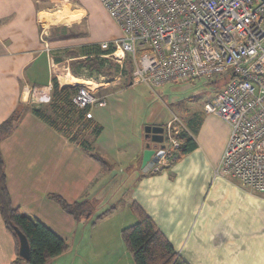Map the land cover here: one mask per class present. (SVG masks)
I'll list each match as a JSON object with an SVG mask.
<instances>
[{"label":"crops","instance_id":"0c3cea01","mask_svg":"<svg viewBox=\"0 0 264 264\" xmlns=\"http://www.w3.org/2000/svg\"><path fill=\"white\" fill-rule=\"evenodd\" d=\"M59 2L0 0V123L19 103L35 106L25 86H47L54 77L61 87L70 86L61 81L69 75L61 68L64 57H71L70 49L58 45L65 39L66 27L55 24L78 22L84 11L71 2ZM44 30L50 46L64 53L52 52L57 67L51 65L45 49ZM54 32L59 34L56 40ZM183 117L197 146L172 165L156 164L158 169L154 166L142 174V166L139 171L134 165H142L147 140L121 145L120 135L104 139V130L96 138L87 132L93 148L112 164L111 171L103 170L89 152L40 119L32 108L25 113L1 147L14 206L45 223L68 245L48 264H134L122 236L123 228L138 220L130 209L133 200L189 264H264V193L244 187L235 177L216 174L230 125L203 107L191 108ZM92 118L102 125L93 113ZM117 168L123 173L129 170L121 179L123 198L120 193L115 198ZM50 193L69 202L93 199L96 212L91 219L77 221L49 198ZM112 205L116 209L93 224ZM16 258L15 237L0 212V264H11Z\"/></svg>","mask_w":264,"mask_h":264},{"label":"built area","instance_id":"2783aa9c","mask_svg":"<svg viewBox=\"0 0 264 264\" xmlns=\"http://www.w3.org/2000/svg\"><path fill=\"white\" fill-rule=\"evenodd\" d=\"M120 29V35L100 42L97 54L119 65L112 78L96 72L81 83L73 96L79 108L105 106L108 95L100 89L117 81L127 58L134 66L132 84L150 87L204 79L223 81L204 110L230 125V134L216 174L235 177L249 189L264 193V1L263 0H100ZM48 31L42 39L53 67ZM54 50V51H53ZM85 55L64 57L61 70L71 78V61ZM111 74V73H109ZM53 84L24 87L33 102L49 101ZM190 133L178 114L164 125V147L157 164L167 165L180 146L178 135ZM158 169L157 166L154 167Z\"/></svg>","mask_w":264,"mask_h":264},{"label":"trees","instance_id":"16d2710c","mask_svg":"<svg viewBox=\"0 0 264 264\" xmlns=\"http://www.w3.org/2000/svg\"><path fill=\"white\" fill-rule=\"evenodd\" d=\"M113 48L102 50L99 44H87L82 45L79 49H70L67 53L71 56L85 55L84 58L70 63L71 72L76 76L86 77H93L96 72L111 73L110 68L115 70L117 65L115 63L106 65L105 59L97 54L108 53ZM103 69L104 71H102ZM133 69L131 59L127 58L123 67V75L129 81H131ZM85 70L88 72H84ZM77 90L78 86L61 87L58 79L54 77L51 97L47 104L31 107L19 103L7 118L0 123V212L6 228L15 237L17 244V258L11 264H48L53 258L62 254L68 246L66 241L45 223L27 215L19 207L14 206L8 188L6 161L1 142L16 129L30 108L40 119L67 136L72 143L89 152L101 164L103 170H112L110 161L96 151L92 146V142L85 137L87 132L94 138L98 137L103 132L104 127L92 117H87L89 107L79 108L75 105L73 96ZM191 128H194V126L192 125ZM193 130L196 131V128ZM178 139L180 146L174 150V158L166 166L172 165L197 146L194 138L188 133L179 134ZM146 140L148 141L147 138ZM152 170L153 168L149 171ZM147 172L142 170V174H147ZM48 196L58 202L63 210L71 214L77 221L91 219L96 212V201L93 199L83 198L69 202L58 193H50ZM115 209L116 205H112L99 213L93 219V224ZM130 209L138 220L134 224L124 227L122 236L127 249L132 255L134 264H189L175 250L162 229L137 201H131ZM15 226L25 233L29 240L31 248L29 259H25L19 254L20 243L15 232Z\"/></svg>","mask_w":264,"mask_h":264},{"label":"rangeland","instance_id":"374dc122","mask_svg":"<svg viewBox=\"0 0 264 264\" xmlns=\"http://www.w3.org/2000/svg\"><path fill=\"white\" fill-rule=\"evenodd\" d=\"M66 2H71L73 7L83 10L84 15L80 21L73 24H55L57 28L59 26L64 30L66 27V34L62 35L61 31L59 33L65 39L61 38L62 40L58 42V45L65 49H79L82 45L100 44L103 40H112L116 34H119L118 25L100 0H60L59 3L64 4ZM59 34L54 32L52 34L53 39L56 40L55 37ZM81 38L97 42L84 43ZM60 50L59 55L64 54L62 49ZM111 64L113 61L109 60L108 65ZM119 70V65L115 67V70L110 68L109 79H112ZM84 72L88 71L85 70ZM72 75L76 79L70 76L62 77V83L70 86L86 83L90 87H96L92 83L83 82L88 77ZM130 82L124 77L122 68V76L115 83L111 82L110 85L102 87L103 91L101 89L99 91V94L108 95L107 105H97L91 108L94 117L99 119L104 127V139L110 138L113 134L120 135L121 145H125L126 141L131 142V144L138 140L146 142V127L148 125L164 126L174 114H178L185 121L183 116L186 111L191 108H204L205 102L212 100L223 86V81L208 83L199 78L193 81L172 82L155 87H150L145 83L130 84ZM191 96L194 97L190 98ZM34 103L36 106H42L48 101ZM135 166L141 171V164L137 163ZM128 171L126 169L123 173V169L117 168L115 172L117 174L114 187L117 191L115 198L118 197L119 193L120 196L124 193L123 191L121 194L120 190L122 187L121 179ZM122 196L126 197V194ZM117 203L120 204V201L115 204Z\"/></svg>","mask_w":264,"mask_h":264},{"label":"water","instance_id":"95a60500","mask_svg":"<svg viewBox=\"0 0 264 264\" xmlns=\"http://www.w3.org/2000/svg\"><path fill=\"white\" fill-rule=\"evenodd\" d=\"M130 84H132V82H130ZM145 134L148 141L146 143V148L143 154L142 170L144 172H147L159 162V159L163 154L164 126L148 125L146 127ZM15 232L18 236L20 243V256L25 259H29L31 254V248L27 236L17 226H15Z\"/></svg>","mask_w":264,"mask_h":264}]
</instances>
